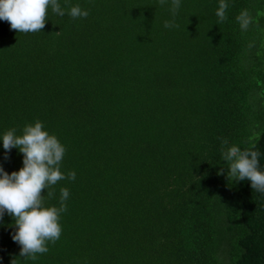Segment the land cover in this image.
<instances>
[{"label":"trees","instance_id":"1","mask_svg":"<svg viewBox=\"0 0 264 264\" xmlns=\"http://www.w3.org/2000/svg\"><path fill=\"white\" fill-rule=\"evenodd\" d=\"M225 2L223 22L220 0H180L175 17L172 0H58L40 32L0 20V167L24 159L3 135L39 121L76 173L42 193L59 208L69 191L60 238L21 257L5 213L0 264H264V193L228 177L221 150L257 151L264 172V0Z\"/></svg>","mask_w":264,"mask_h":264},{"label":"clouds","instance_id":"2","mask_svg":"<svg viewBox=\"0 0 264 264\" xmlns=\"http://www.w3.org/2000/svg\"><path fill=\"white\" fill-rule=\"evenodd\" d=\"M161 6L167 0H159ZM63 17L58 0H0V20L7 21L12 30L18 33L40 32L46 24L48 8ZM180 8V0H172L170 9L173 17ZM228 4L220 0L216 16L218 22L227 19L225 13ZM72 18H86L89 13L79 5L70 9ZM242 30H247L252 23L247 10H243L237 17ZM174 26V21H166L165 28ZM41 122L27 125L23 134L15 135V129L7 131L2 137L3 148L6 153L11 149H19L23 154V167L18 172L9 175L0 167V219L5 213L14 219L17 229L12 236L14 242L21 246L20 256L36 259L37 254L47 253L46 242L55 243L61 235L59 224L60 214L67 210L66 201L69 198L67 188L60 190V207H45L42 193L46 188L57 184L58 181L68 179L74 181L76 173L68 172L65 176L60 170V163L65 154V148L54 135L43 130ZM223 159L228 162V177L234 181H250L253 190L264 193V172L259 170V153L238 146H228V141L222 139ZM7 158V156H5ZM224 169H221L223 174ZM49 198L55 193L49 191Z\"/></svg>","mask_w":264,"mask_h":264}]
</instances>
